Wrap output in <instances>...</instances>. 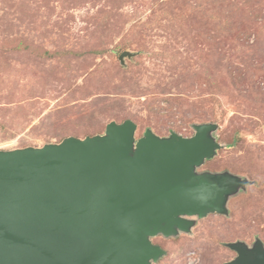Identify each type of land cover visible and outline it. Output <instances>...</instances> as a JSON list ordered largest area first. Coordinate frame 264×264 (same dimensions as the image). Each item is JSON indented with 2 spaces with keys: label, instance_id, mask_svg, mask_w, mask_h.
Listing matches in <instances>:
<instances>
[{
  "label": "rangeland",
  "instance_id": "rangeland-1",
  "mask_svg": "<svg viewBox=\"0 0 264 264\" xmlns=\"http://www.w3.org/2000/svg\"><path fill=\"white\" fill-rule=\"evenodd\" d=\"M127 118L136 138L217 123L222 146L198 172L250 181L226 214L152 238L166 251L152 264H225L229 243L264 244V0H0V149Z\"/></svg>",
  "mask_w": 264,
  "mask_h": 264
},
{
  "label": "water",
  "instance_id": "water-1",
  "mask_svg": "<svg viewBox=\"0 0 264 264\" xmlns=\"http://www.w3.org/2000/svg\"><path fill=\"white\" fill-rule=\"evenodd\" d=\"M135 52L124 50V58ZM215 122L191 136L110 121L104 133L42 146L0 149V264H152L165 250L151 238L190 232L194 216L226 214L250 181L198 172L222 146ZM225 264H264V245L237 241Z\"/></svg>",
  "mask_w": 264,
  "mask_h": 264
},
{
  "label": "flooded vegetation",
  "instance_id": "flooded-vegetation-1",
  "mask_svg": "<svg viewBox=\"0 0 264 264\" xmlns=\"http://www.w3.org/2000/svg\"><path fill=\"white\" fill-rule=\"evenodd\" d=\"M158 235H162V234H158ZM158 235H156V236H158ZM156 236H154V237H156ZM162 236H164V235H162ZM154 237H152V238H154ZM152 238H151V240H152ZM153 242V241H152ZM154 243V242H153ZM155 244H157V243H155ZM264 245V244H263Z\"/></svg>",
  "mask_w": 264,
  "mask_h": 264
}]
</instances>
